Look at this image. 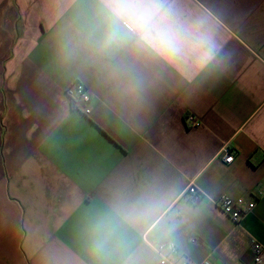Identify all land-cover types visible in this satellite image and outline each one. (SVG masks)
<instances>
[{
    "label": "crops",
    "instance_id": "obj_1",
    "mask_svg": "<svg viewBox=\"0 0 264 264\" xmlns=\"http://www.w3.org/2000/svg\"><path fill=\"white\" fill-rule=\"evenodd\" d=\"M177 4L215 39L203 67L98 51L99 0H0V264H160L161 243L171 262L256 264L264 0ZM75 82L92 91L89 116L72 107ZM226 195L240 224L214 203Z\"/></svg>",
    "mask_w": 264,
    "mask_h": 264
},
{
    "label": "clouds",
    "instance_id": "obj_2",
    "mask_svg": "<svg viewBox=\"0 0 264 264\" xmlns=\"http://www.w3.org/2000/svg\"><path fill=\"white\" fill-rule=\"evenodd\" d=\"M102 38L97 50L122 45L165 63L193 60L205 66L216 43L198 18H189L177 0H99Z\"/></svg>",
    "mask_w": 264,
    "mask_h": 264
},
{
    "label": "built area",
    "instance_id": "obj_3",
    "mask_svg": "<svg viewBox=\"0 0 264 264\" xmlns=\"http://www.w3.org/2000/svg\"><path fill=\"white\" fill-rule=\"evenodd\" d=\"M67 94L70 98L72 107L74 110L82 111L86 115H90L92 112L91 102L93 99V94L91 89L83 86L80 82H75L68 90ZM193 126H200V122L195 121V118L189 116L187 118ZM222 159L226 164H231L234 162V155L227 149H224L222 152ZM192 201H198L201 198V194L198 191L197 187L190 183L186 188L185 193ZM214 203L221 209V211L227 215L232 221L237 224H240V221L246 216V213L243 210H239L234 201L226 196L221 197L218 200H215ZM150 247L160 256V264H190L188 261H182L179 263L171 262L168 255L176 253V247L172 244L161 243L158 245H150ZM254 252V262L256 264H261L264 256V245L255 242L253 245ZM201 264H212L209 260L203 261Z\"/></svg>",
    "mask_w": 264,
    "mask_h": 264
}]
</instances>
